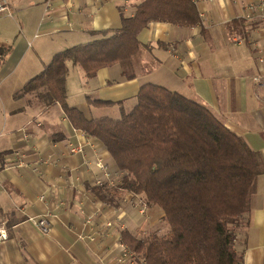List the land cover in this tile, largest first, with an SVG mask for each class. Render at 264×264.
<instances>
[{
  "label": "crops",
  "instance_id": "crops-1",
  "mask_svg": "<svg viewBox=\"0 0 264 264\" xmlns=\"http://www.w3.org/2000/svg\"><path fill=\"white\" fill-rule=\"evenodd\" d=\"M7 1L0 46L12 51L0 69V221L10 239L0 264H145L123 245L122 232L156 231L163 211L123 188L125 174L106 147L75 130L45 90L23 93L55 55L96 41L93 33L120 30L122 16L133 17L145 0ZM193 1L198 25L154 22L139 34L132 79L121 65L88 79L68 63V105L89 119L117 120L137 105L143 86H161L208 107L264 168V24L245 18L255 0ZM46 214L48 234L33 222ZM236 247L244 264H264V172Z\"/></svg>",
  "mask_w": 264,
  "mask_h": 264
},
{
  "label": "trees",
  "instance_id": "trees-1",
  "mask_svg": "<svg viewBox=\"0 0 264 264\" xmlns=\"http://www.w3.org/2000/svg\"><path fill=\"white\" fill-rule=\"evenodd\" d=\"M154 22L193 27L200 15L193 0H145L133 17L122 16L120 30L93 33L99 36L96 41L55 55L23 93L45 90L75 130L106 147L125 174L123 188L163 211L165 234L138 238L122 232L123 245L145 264H244L236 247L238 231L248 224L264 168L259 154L208 107L152 84L141 88L137 105L117 120L89 119L68 105V63L79 66L88 79L121 65L132 79L133 59L141 48L138 36ZM11 51L0 46V69Z\"/></svg>",
  "mask_w": 264,
  "mask_h": 264
},
{
  "label": "built area",
  "instance_id": "built-area-1",
  "mask_svg": "<svg viewBox=\"0 0 264 264\" xmlns=\"http://www.w3.org/2000/svg\"><path fill=\"white\" fill-rule=\"evenodd\" d=\"M207 1H218V0H207ZM9 2L7 0H0V14L8 12ZM247 21L255 22L258 21L264 24V0H255L247 7V14L245 16ZM73 152H83L81 147H77ZM1 188V183H0ZM33 222L39 227V229L44 234H48L51 230V222L49 215L46 214L37 219H34ZM9 231L8 225L4 221H0V252L7 247L9 242Z\"/></svg>",
  "mask_w": 264,
  "mask_h": 264
},
{
  "label": "rangeland",
  "instance_id": "rangeland-1",
  "mask_svg": "<svg viewBox=\"0 0 264 264\" xmlns=\"http://www.w3.org/2000/svg\"><path fill=\"white\" fill-rule=\"evenodd\" d=\"M167 231H168V226L165 224V222L158 221V224L156 226V232H158L159 234H165ZM147 234H149V232H147Z\"/></svg>",
  "mask_w": 264,
  "mask_h": 264
}]
</instances>
